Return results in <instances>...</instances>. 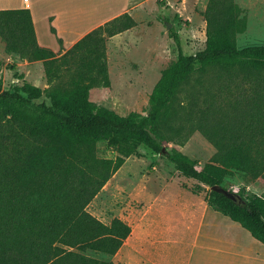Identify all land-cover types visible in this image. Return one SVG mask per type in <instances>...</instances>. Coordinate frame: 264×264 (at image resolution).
I'll list each match as a JSON object with an SVG mask.
<instances>
[{
  "label": "trees",
  "instance_id": "16d2710c",
  "mask_svg": "<svg viewBox=\"0 0 264 264\" xmlns=\"http://www.w3.org/2000/svg\"><path fill=\"white\" fill-rule=\"evenodd\" d=\"M202 15L204 47L186 55L170 30L177 57L154 85L147 114L119 115L92 103L89 94L110 86L106 42L135 26L128 13L57 57L39 46L29 9L0 10L5 50L19 60L40 61L49 85L41 90L19 76L22 83L4 91L0 79V264H113L85 253L114 256L131 226L116 217L104 224L86 207L127 158L139 155L140 146L163 154L181 175L209 188L226 189L225 178L235 171L264 179V46L238 47L236 37L247 20L235 0H208ZM50 31L55 34L54 27ZM212 69L239 98L229 101L226 111L213 100L200 110L197 128L217 151L198 169L195 160L164 147L165 129L183 85ZM43 95L49 104H36ZM100 142L114 158L95 156ZM237 194L242 205L211 190L205 201L264 244V197Z\"/></svg>",
  "mask_w": 264,
  "mask_h": 264
},
{
  "label": "rangeland",
  "instance_id": "374dc122",
  "mask_svg": "<svg viewBox=\"0 0 264 264\" xmlns=\"http://www.w3.org/2000/svg\"><path fill=\"white\" fill-rule=\"evenodd\" d=\"M140 1L129 0L131 4ZM235 1L247 20L246 30L236 37L238 47L264 46V0ZM207 2L208 0H142L141 4L125 12L132 17L135 26L107 39L106 58L110 86L92 88L90 101L119 115L130 112L146 115L149 95L154 85L161 72L177 57V48L170 30L179 36L184 54H194L201 50L205 45V21L202 13ZM107 8L108 13L118 10ZM167 23L171 24L169 29L166 28ZM49 25V22L47 25L41 24L42 29L54 37L49 31ZM10 55L15 54H9L0 39V79L4 91H12L14 86L20 85L22 80L18 79L19 76L41 90L49 86L42 63L36 65L35 61L19 60V68L16 70V59L9 60ZM199 76L200 83L197 81ZM229 90L225 78L217 70H208L203 75L194 74L176 97L172 107L175 113H172L165 129L167 141L164 147H173L195 160L198 169L211 162L217 150L197 128L201 117L199 112L209 105L210 100L216 106L224 105L223 109L226 111L228 102L239 98L237 90L230 94ZM35 103L48 105L49 100L43 95ZM138 153V156L132 155L125 160L86 207L88 213L104 224H109L116 217L128 223L133 230L129 240L114 256L89 251L85 253L100 262L137 264L138 260H145L152 264L161 255L160 228L151 229L147 240L138 241L141 232L137 229V224L144 209L153 203H167L162 200L175 196L180 197L182 203L187 198L205 200L210 191L208 186L181 175L163 154H156L145 146H140ZM95 156L110 159L115 154L105 143L100 142L96 145ZM224 186L236 193L244 190L246 195L264 197L262 177L253 180L235 171L232 176L225 178ZM196 189L198 193H193ZM154 214L158 217L163 215L159 212Z\"/></svg>",
  "mask_w": 264,
  "mask_h": 264
},
{
  "label": "crops",
  "instance_id": "0c3cea01",
  "mask_svg": "<svg viewBox=\"0 0 264 264\" xmlns=\"http://www.w3.org/2000/svg\"><path fill=\"white\" fill-rule=\"evenodd\" d=\"M141 2L142 0L137 4H131L129 0H0V10L29 9L39 46L52 50L58 56L87 33L128 12ZM106 8L118 10L108 13ZM47 22L50 24L49 31L51 26L55 29V34L52 33L54 37L42 29L41 24L47 25ZM8 59H16L15 68L18 70V57L10 55ZM34 63L41 64L40 61ZM181 200L178 196L162 200L167 203H153L141 213L137 224V229L141 232L138 241L147 240L151 229L160 228L161 255L152 264H264V244L253 238L238 223L212 209L205 200L187 198L184 203ZM156 212L163 215L158 217L154 214ZM132 232L131 228V234ZM137 264L148 263L138 260Z\"/></svg>",
  "mask_w": 264,
  "mask_h": 264
},
{
  "label": "water",
  "instance_id": "95a60500",
  "mask_svg": "<svg viewBox=\"0 0 264 264\" xmlns=\"http://www.w3.org/2000/svg\"><path fill=\"white\" fill-rule=\"evenodd\" d=\"M170 27H171V24L167 23L166 28L169 29ZM162 150H163V152L165 151L164 148ZM210 190L224 195L227 199L231 200L236 205H242L244 203L242 198L236 192L227 190V189L223 188L222 186L213 185L210 187Z\"/></svg>",
  "mask_w": 264,
  "mask_h": 264
},
{
  "label": "built area",
  "instance_id": "2783aa9c",
  "mask_svg": "<svg viewBox=\"0 0 264 264\" xmlns=\"http://www.w3.org/2000/svg\"><path fill=\"white\" fill-rule=\"evenodd\" d=\"M24 1H27V0H24Z\"/></svg>",
  "mask_w": 264,
  "mask_h": 264
}]
</instances>
